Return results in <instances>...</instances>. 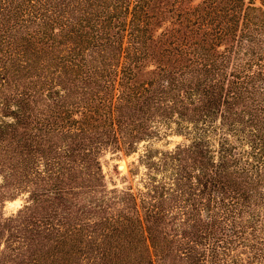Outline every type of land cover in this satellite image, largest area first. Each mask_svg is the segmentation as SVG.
<instances>
[{"label": "trees", "instance_id": "16d2710c", "mask_svg": "<svg viewBox=\"0 0 264 264\" xmlns=\"http://www.w3.org/2000/svg\"><path fill=\"white\" fill-rule=\"evenodd\" d=\"M0 264H264V0H0Z\"/></svg>", "mask_w": 264, "mask_h": 264}, {"label": "rangeland", "instance_id": "374dc122", "mask_svg": "<svg viewBox=\"0 0 264 264\" xmlns=\"http://www.w3.org/2000/svg\"><path fill=\"white\" fill-rule=\"evenodd\" d=\"M182 140L181 135L170 134L166 138H162L160 140H155L154 144L159 147H171L175 143ZM142 147V143L140 144L139 149ZM138 152H134L130 155H117L111 152H106L102 157V166L103 170L106 173L108 179L112 177L119 182V178L117 177V172H125L128 168V164L136 158ZM136 183V180H133V184ZM26 194L18 196L12 200H7L4 204L3 210L5 214H10L11 212L16 211L20 206H22L25 201Z\"/></svg>", "mask_w": 264, "mask_h": 264}]
</instances>
